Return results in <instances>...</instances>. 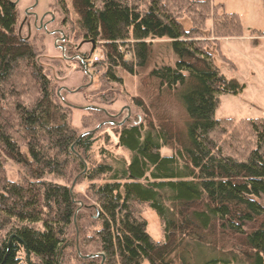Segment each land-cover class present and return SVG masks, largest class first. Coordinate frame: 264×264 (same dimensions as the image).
<instances>
[{"label": "trees", "instance_id": "16d2710c", "mask_svg": "<svg viewBox=\"0 0 264 264\" xmlns=\"http://www.w3.org/2000/svg\"><path fill=\"white\" fill-rule=\"evenodd\" d=\"M47 7L63 15V47L69 34L90 43V53L67 52L84 60L75 59L84 72L101 53L93 64L102 67L101 98L122 85L120 73L139 78L146 93L132 98L140 117L109 122L117 140L106 135L102 146L97 131L80 129L117 118L90 108L80 129L71 123L42 48L18 34L17 5L0 0V264H102V256L103 264H264V118L214 117L218 96L243 87L221 73L209 40L217 49L242 37L238 16L211 0ZM160 41L173 63L158 54ZM166 103L181 109L180 122ZM143 206L156 213L162 242L148 234Z\"/></svg>", "mask_w": 264, "mask_h": 264}, {"label": "rangeland", "instance_id": "374dc122", "mask_svg": "<svg viewBox=\"0 0 264 264\" xmlns=\"http://www.w3.org/2000/svg\"><path fill=\"white\" fill-rule=\"evenodd\" d=\"M17 5L19 15L18 34L26 38H33L36 44L42 48L40 63L47 76L57 85V95L62 101L73 108L71 123L80 129L81 118L88 114L90 108L103 110L109 113L114 119H107L100 116L98 121L91 124L87 130L82 132L97 131V136L105 144V136L111 137V141L116 143L114 135L115 129L109 127V122L116 125L126 122L132 123L138 116L139 111L132 104V98L144 96L146 93L140 87L139 78L120 73L122 79L121 86H113L111 91L101 98L99 93L98 76L102 73V67H96L94 72L88 69L85 72L92 78H85V72L78 61L73 59V53L87 54L91 51L90 43L82 41L80 38H73L69 34L70 48L63 47L60 35L65 36L67 28L62 27L63 15L49 9V0H10ZM215 5H221L223 10L229 14L238 16L243 28V35L240 38L222 39L218 43V48L213 46V39H210V52L214 56V63L221 73L228 80L237 81L242 87L238 95H219L218 105L215 109L214 117L217 120L241 121L245 119L264 118V36L254 34L251 31L264 33V1L263 0H211ZM38 20L43 19L45 28L34 26V16ZM70 18L74 20V16ZM184 28L191 27L187 18L181 20ZM77 37V36H76ZM158 54L166 53L164 63H173V58L162 46L164 41L158 43ZM64 49V50H63ZM70 51L72 54H67ZM93 56L101 59L98 49L93 52ZM224 59H223V57ZM162 58V57H161ZM80 60V58H79ZM66 93V94H65ZM105 101L106 103H102ZM167 104V105H166ZM164 109L177 121L180 122L182 111L174 104L166 103ZM115 150L112 146H107ZM163 155H169L164 149ZM7 176L10 180L18 179L15 167H7ZM73 184V183H72ZM84 186V185H83ZM83 186L80 187L82 192ZM75 188V186H74ZM143 218L147 222V231L150 237L156 242H162L161 224L156 213L148 206L141 209ZM143 264H148L144 262Z\"/></svg>", "mask_w": 264, "mask_h": 264}, {"label": "water", "instance_id": "95a60500", "mask_svg": "<svg viewBox=\"0 0 264 264\" xmlns=\"http://www.w3.org/2000/svg\"><path fill=\"white\" fill-rule=\"evenodd\" d=\"M29 15H33L34 16V26L36 27L37 26V22H38V27L39 28H45V25L43 24V19L44 18H41L40 20H38V16L36 15V14H29ZM19 35H20V32H19ZM91 44H92V46H93V48H92V52H93V50H94V43L93 42H91ZM91 78H92V76H90ZM58 95H59V92H58ZM83 135H81L79 138H78V140L77 141H79L80 139H81V137H82ZM73 148H74V146H72V150H73ZM74 186H75V182L72 184V186H71V188H70V193H71V195H73V190H74ZM77 211H79V209L77 210ZM91 257H93V255H90V256H87V257H84V259H88V258H91ZM103 261H104V258H103V256H102V264H103Z\"/></svg>", "mask_w": 264, "mask_h": 264}, {"label": "built area", "instance_id": "2783aa9c", "mask_svg": "<svg viewBox=\"0 0 264 264\" xmlns=\"http://www.w3.org/2000/svg\"><path fill=\"white\" fill-rule=\"evenodd\" d=\"M98 61H99V58L97 56H94L93 59L91 61H89L88 65H87L88 66L87 68L92 70V72H94L95 68H93V64L95 62H98Z\"/></svg>", "mask_w": 264, "mask_h": 264}, {"label": "flooded vegetation", "instance_id": "af4514ba", "mask_svg": "<svg viewBox=\"0 0 264 264\" xmlns=\"http://www.w3.org/2000/svg\"><path fill=\"white\" fill-rule=\"evenodd\" d=\"M79 58H80L79 56H75V57H73V59H77V60H79ZM80 60L84 62L83 59H80ZM86 74L89 75L87 72H86Z\"/></svg>", "mask_w": 264, "mask_h": 264}]
</instances>
